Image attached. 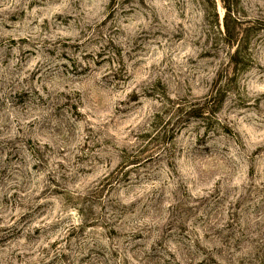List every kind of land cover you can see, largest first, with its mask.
<instances>
[{
  "label": "rangeland",
  "instance_id": "rangeland-1",
  "mask_svg": "<svg viewBox=\"0 0 264 264\" xmlns=\"http://www.w3.org/2000/svg\"><path fill=\"white\" fill-rule=\"evenodd\" d=\"M234 3L0 0V264H264V0Z\"/></svg>",
  "mask_w": 264,
  "mask_h": 264
},
{
  "label": "trees",
  "instance_id": "trees-1",
  "mask_svg": "<svg viewBox=\"0 0 264 264\" xmlns=\"http://www.w3.org/2000/svg\"><path fill=\"white\" fill-rule=\"evenodd\" d=\"M223 8L225 10V18L230 17L232 8L235 5L234 0H222ZM215 8V6H214ZM228 38V39H227ZM227 40H230L229 46H236V50L233 52V55L230 57L232 62H239L238 60L241 57H245L248 52V36L242 37L240 41L237 40V43L231 42V32L227 30ZM237 39V38H236ZM242 44V45H241Z\"/></svg>",
  "mask_w": 264,
  "mask_h": 264
}]
</instances>
